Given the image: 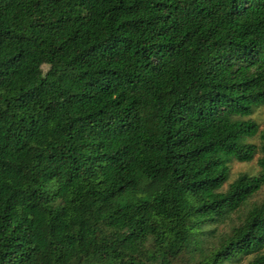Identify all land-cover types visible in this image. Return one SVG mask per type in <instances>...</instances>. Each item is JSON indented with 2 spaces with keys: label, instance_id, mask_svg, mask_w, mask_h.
<instances>
[{
  "label": "trees",
  "instance_id": "obj_1",
  "mask_svg": "<svg viewBox=\"0 0 264 264\" xmlns=\"http://www.w3.org/2000/svg\"><path fill=\"white\" fill-rule=\"evenodd\" d=\"M262 106L264 0H0V264H264Z\"/></svg>",
  "mask_w": 264,
  "mask_h": 264
},
{
  "label": "rangeland",
  "instance_id": "obj_2",
  "mask_svg": "<svg viewBox=\"0 0 264 264\" xmlns=\"http://www.w3.org/2000/svg\"><path fill=\"white\" fill-rule=\"evenodd\" d=\"M251 118H253V120H255V122L258 124L259 131L262 130L263 125H264V106L257 109L253 113ZM247 141L258 144V141H259L258 135H256L255 137H253L251 139H248ZM256 159H257V156H255L254 159L249 163H240L237 161L230 162V164H229V166H230L229 182L232 181L235 177H237V175H239L241 173H248L249 175H255L259 170V168L256 164ZM261 200H264V188H262V190L259 191L251 199V202H257V201H261ZM221 230H222V227L218 226L217 231H221ZM247 259L248 258L244 259V261H242L240 264H246Z\"/></svg>",
  "mask_w": 264,
  "mask_h": 264
}]
</instances>
